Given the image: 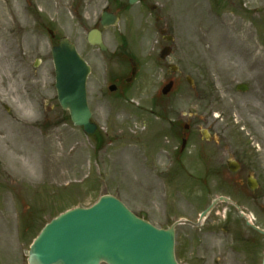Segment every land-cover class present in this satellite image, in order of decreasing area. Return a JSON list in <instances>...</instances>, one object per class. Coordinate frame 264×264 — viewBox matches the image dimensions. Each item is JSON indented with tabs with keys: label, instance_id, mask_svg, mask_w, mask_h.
Instances as JSON below:
<instances>
[{
	"label": "rangeland",
	"instance_id": "374dc122",
	"mask_svg": "<svg viewBox=\"0 0 264 264\" xmlns=\"http://www.w3.org/2000/svg\"><path fill=\"white\" fill-rule=\"evenodd\" d=\"M28 3L42 9L57 36L67 33L81 50L86 44L87 24L54 25V0H0V264H28L30 244L47 221L70 206H89L104 193L121 197L158 225L166 224L163 215L178 216L179 208L162 196L165 185L155 177L145 145L167 116L197 118V133L211 131L215 141L204 145L219 149V162L237 159L245 168L241 176L249 172L264 184V0H170L171 32L180 42L170 58L178 66L169 77L173 90L151 102L166 79L162 71L159 80L154 74V83L131 92V101L111 102L112 93L100 101L90 91L100 147L60 106L51 54L55 40L41 17L25 11ZM101 4L88 9L99 11ZM238 84L248 88L241 91ZM214 179L217 194H235L227 177ZM243 203L255 209L251 199ZM219 211L212 216L217 222ZM192 237L188 227L179 226L183 264H197V241L180 247Z\"/></svg>",
	"mask_w": 264,
	"mask_h": 264
},
{
	"label": "flooded vegetation",
	"instance_id": "af4514ba",
	"mask_svg": "<svg viewBox=\"0 0 264 264\" xmlns=\"http://www.w3.org/2000/svg\"><path fill=\"white\" fill-rule=\"evenodd\" d=\"M54 1L56 9L51 17L54 25L72 28L76 21L83 29L87 24L86 44L81 54L91 66L90 89L98 92L100 101L105 97V89L111 90V86L114 87L111 91L120 98L128 97L135 88L143 90L151 81L152 70L156 69L160 75L165 68L167 74L170 56L180 49L179 37L171 32L175 23L171 19L170 0ZM94 2L102 3L101 8L91 12L88 7ZM39 10L38 5L31 8L36 19L44 17V20ZM90 20L92 24L88 28ZM91 29L101 33L105 49L87 41ZM49 31L53 38L57 37L54 29ZM65 34L57 37L58 42ZM166 47L172 48V54L162 57ZM154 95L160 96L157 92ZM166 119L167 128L152 133L145 145L151 155V165L157 171L155 177L165 185V201L172 202L181 212L176 217L163 215L166 225L179 218L190 221L180 226L188 227L193 237L184 240L180 247L187 248L197 241V264H263L264 219L257 215L264 208L260 201L264 199V184L257 179V186L252 188L250 173L240 175L245 170L241 162L237 171L228 168L231 158L219 162V149L209 146L215 141L212 133L208 131V138L202 131L197 133V118ZM163 153H167L166 162L162 159ZM225 177L234 183L228 186L235 194H224L231 201H218L201 219L203 212L223 195L216 193L212 180L226 182ZM246 199L252 200L254 210L246 209L243 203ZM218 209L223 211H219L221 222L212 218ZM137 214L147 217L144 211ZM178 247L179 243L177 252Z\"/></svg>",
	"mask_w": 264,
	"mask_h": 264
},
{
	"label": "water",
	"instance_id": "95a60500",
	"mask_svg": "<svg viewBox=\"0 0 264 264\" xmlns=\"http://www.w3.org/2000/svg\"><path fill=\"white\" fill-rule=\"evenodd\" d=\"M53 56L60 103L69 109L76 125H83L86 132L93 133L97 125L90 120L86 91L90 67L68 38L53 48ZM172 86L173 82L167 84L164 93ZM176 224L159 228L138 217L116 196L106 194L90 207L69 209L47 223L33 241L28 261L29 264H180L175 255Z\"/></svg>",
	"mask_w": 264,
	"mask_h": 264
}]
</instances>
